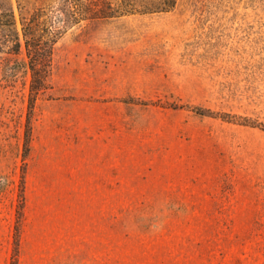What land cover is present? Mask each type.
<instances>
[{"label":"rangeland","instance_id":"1","mask_svg":"<svg viewBox=\"0 0 264 264\" xmlns=\"http://www.w3.org/2000/svg\"><path fill=\"white\" fill-rule=\"evenodd\" d=\"M6 63L0 264H264V0L73 25L31 109ZM87 170L110 185L84 231Z\"/></svg>","mask_w":264,"mask_h":264},{"label":"trees","instance_id":"2","mask_svg":"<svg viewBox=\"0 0 264 264\" xmlns=\"http://www.w3.org/2000/svg\"><path fill=\"white\" fill-rule=\"evenodd\" d=\"M175 4L176 0H53L28 9L18 0L17 14L9 0H0V54L7 61L9 76L22 71L28 77L31 109L37 96L49 87L54 44L68 28L97 18L167 12ZM28 148L26 141L25 151Z\"/></svg>","mask_w":264,"mask_h":264},{"label":"crops","instance_id":"3","mask_svg":"<svg viewBox=\"0 0 264 264\" xmlns=\"http://www.w3.org/2000/svg\"><path fill=\"white\" fill-rule=\"evenodd\" d=\"M78 185L79 188L77 191L82 193L80 196L81 198V205L80 209V218L81 222L84 225V231L86 230L88 220L92 217L94 218V215L97 214V216L100 218L101 213L104 214V197L102 196V200L100 199V194L103 193L106 190L109 189L110 185V173L107 171L105 174L104 171H86L85 173L80 174V178L78 179ZM90 193H98V201L95 205V208L92 205L93 199H90ZM96 209V212H95ZM63 215V213H61ZM104 217V216H103ZM43 224L40 225L42 227Z\"/></svg>","mask_w":264,"mask_h":264}]
</instances>
